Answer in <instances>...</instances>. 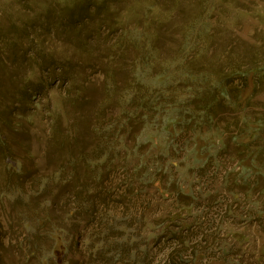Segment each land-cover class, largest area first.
I'll return each mask as SVG.
<instances>
[{
	"label": "rangeland",
	"instance_id": "obj_1",
	"mask_svg": "<svg viewBox=\"0 0 264 264\" xmlns=\"http://www.w3.org/2000/svg\"><path fill=\"white\" fill-rule=\"evenodd\" d=\"M232 50L264 60V0H0V264H264L242 149L197 165L191 133L171 151L162 120L125 119Z\"/></svg>",
	"mask_w": 264,
	"mask_h": 264
},
{
	"label": "trees",
	"instance_id": "obj_2",
	"mask_svg": "<svg viewBox=\"0 0 264 264\" xmlns=\"http://www.w3.org/2000/svg\"><path fill=\"white\" fill-rule=\"evenodd\" d=\"M234 57L232 50L216 71L184 72L180 85L158 87L148 96L139 95L137 99L130 93L131 102L137 101V104L127 109L126 121L136 118L138 113L146 124L152 123L151 117L159 118L163 123L159 132L171 151L180 134L191 133L192 142L186 157L192 153L190 160L201 166L216 161L227 149L228 141L233 142L242 149L237 164L239 173L261 178L264 176V115L250 117L249 109L261 92L264 60L255 57L247 65ZM225 109L234 113L226 128L222 126L227 121L222 117ZM122 121L124 130L127 123ZM232 127L234 130L230 129Z\"/></svg>",
	"mask_w": 264,
	"mask_h": 264
}]
</instances>
